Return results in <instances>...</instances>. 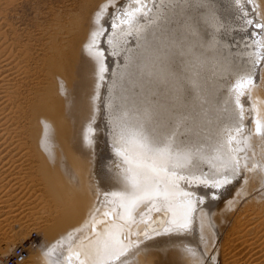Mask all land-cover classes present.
<instances>
[{
    "label": "bare ground",
    "instance_id": "6f19581e",
    "mask_svg": "<svg viewBox=\"0 0 264 264\" xmlns=\"http://www.w3.org/2000/svg\"><path fill=\"white\" fill-rule=\"evenodd\" d=\"M25 1L30 0H0V192L11 191L4 203L9 205L11 198L16 204V210H5L3 219L11 220V229L1 252L24 238L27 230L42 226L39 244L22 264H97L110 227L119 223L125 225L117 235L126 249L124 264H160L163 257L166 264H218L219 258L221 264H264V132L257 131L258 123L264 129V69L255 83L264 39L247 22L254 20L249 9L253 3L264 22V0H207L202 11L184 5L205 0H143L149 7H179H169L166 20L155 19L162 9L152 13L153 23L141 17L137 28L146 26L150 39L163 33L193 43L204 53L201 87L208 103L200 132L215 161L199 163L195 179L180 182L172 210H158L145 200L136 208L134 222L113 195L124 191L126 166L113 147L104 104L113 81L133 71L129 62L149 55L144 33L126 34L128 26L119 20L137 0H76L56 10H36L32 28L14 22V17L21 20L17 8ZM104 5L108 11L97 25L96 13ZM210 15L214 23L207 22ZM192 17L198 22V36L189 39L185 26ZM98 30L105 33L96 42L106 68L103 81L98 75L101 58L89 50L92 33ZM98 83L100 97L94 100ZM44 124L47 150L42 146ZM218 140L224 142L226 156L211 151L219 147ZM229 157L234 165L238 161L235 176L229 172L228 183L217 187ZM246 194L248 200L240 207L238 201ZM189 199L196 205L190 220ZM231 205L235 212L216 214ZM34 208H48L49 214L21 220ZM173 210L187 227L160 238ZM162 211L165 227L152 231L149 222Z\"/></svg>",
    "mask_w": 264,
    "mask_h": 264
},
{
    "label": "snow or ice",
    "instance_id": "6c2138e0",
    "mask_svg": "<svg viewBox=\"0 0 264 264\" xmlns=\"http://www.w3.org/2000/svg\"><path fill=\"white\" fill-rule=\"evenodd\" d=\"M169 7L175 8L179 5L173 3L170 6H158L153 3L149 7L143 0H137L136 6L124 11L119 17L120 24L128 26L126 34H131L132 31L144 33L143 39L148 46L149 55L129 62L133 71L113 81L104 104L111 125L113 147L126 166L122 176L124 191L113 195L117 197L119 207L124 209L133 222L136 208L145 200L154 206L158 205V210H172V198L180 190V182L188 180L189 177L195 179L194 173L199 163L208 162L214 165L215 161L200 132L204 116L202 110L208 103L201 87L205 70V62L201 59L203 51L193 43L186 44L163 33L159 38L152 34L150 39L146 26L137 28L141 17L153 23L152 13L158 9L163 11L158 12L155 19L166 20ZM184 7L189 11H202L208 4L205 0L199 5L186 3ZM107 11L108 5H104L96 13L97 25H102ZM207 22L214 23L215 17L210 15ZM247 22L255 23L254 20ZM197 26L195 17L190 18L185 26V35L189 39L198 36ZM112 27L116 29L118 25L113 23ZM256 27L264 31V24L257 23ZM119 31L123 33L125 29L120 27ZM103 35L105 33L102 30L94 31L89 45V50L96 51L101 58L98 72L100 81L104 80L106 68L102 61L103 53L96 49V42L97 37ZM100 86L98 83L94 100L100 97ZM44 128L42 146L47 150L48 125L44 124ZM236 131L239 132L238 127ZM257 131L264 132L259 123ZM231 142L232 136L229 133V146ZM217 143L219 147L211 151L222 157L226 156L224 142L218 140ZM223 164L224 170L219 173L223 179L215 181L217 187L221 183H228L229 172L235 176L238 161L234 165L229 157ZM184 195L191 196L190 193ZM195 207V202L189 199L186 210L189 220ZM124 226L114 223L110 227L109 239L102 246L101 258L97 264H124L123 255L126 249L121 247L120 240L117 239ZM186 227L184 219L178 217L173 210V218L165 231H179Z\"/></svg>",
    "mask_w": 264,
    "mask_h": 264
},
{
    "label": "rangeland",
    "instance_id": "374dc122",
    "mask_svg": "<svg viewBox=\"0 0 264 264\" xmlns=\"http://www.w3.org/2000/svg\"><path fill=\"white\" fill-rule=\"evenodd\" d=\"M69 2H73V3H76V0H30V1H25V2H23V3H21L20 4V6H18V8H17V11L19 12V13H21V20H17V19H15V17H14V22H19L20 24H21V26H23V27H26V28H32L31 26H32V24H34V20H35V16L37 15L36 14V10L39 12V13H41V12H44V11H47V10H49V9H52V10H56V9H59L62 5H64V4H67V3H69ZM254 4V6H252V7H249V9H250V11H251V13H253V17H255V18H253L252 17V19H254V21H255V23H253L252 24V28L250 27V29H253L254 28V30H258V36H259V38L260 39H264L263 37H264V31H262L260 28H257L256 27V24H257V22L258 23H261V24H264V22H263V20L261 19V18H259L258 17V10H257V4L256 3H253ZM254 7H256V8H254ZM252 9V10H251ZM253 11V12H252ZM254 12H256L255 14H254ZM256 19V20H255ZM259 29L261 30V31H259ZM259 33H261V34H259ZM256 35V34H255ZM261 35V36H260ZM256 37H257V35H256ZM262 37V38H261ZM262 47L264 48V43H263V45H262ZM84 49V48H83ZM84 52H85V49H84ZM261 56H260V58H259V68L260 69H257L256 70V72H255V77H256V75L258 74V80H257V82L255 81V83L256 84H258L259 82H260V80H261V70L262 69H264V54L261 52ZM261 59H262V61H261ZM260 62H261V64H260ZM261 65V66H260ZM263 65V66H262ZM249 124H250V122H249ZM7 180L6 179H4V180H2L1 182H6ZM9 186V184L7 185V187ZM6 187V188H7ZM7 194H9V193H11V191H7L6 192ZM7 194H5V191L4 192H0V259H1V257L3 256V255H5V254H8L9 253V251L11 250V248L14 246V245H16L17 243H20L21 241H23V240H26L27 239V237L29 236V234L32 232V231H35V232H37V234H38V236L39 237H41V232H42V226L41 227H39V228H31V229H29V230H27L26 231V233H25V236H24V238H20V239H16V240H14L13 242H12V245L7 249V251H5L4 252V254L2 253L3 252V240H4V236H5V234H9V232H10V229H11V227H10V221L11 220H9V219H3L4 218V216L6 215V212H5V210H8V208H9V210L10 209H12L13 208V210L15 209L16 210V204H14L15 202L14 201H11L12 199L10 198V201L8 202L9 203V205H12V207L10 206L9 207V205L8 204H6V203H4V201H6V199H7ZM12 194V193H11ZM248 194H246V195H243L241 198H240V200L238 201L239 202V205H240V207L241 206H243V204L246 202V200H248ZM181 198H183V197H181ZM14 199V198H13ZM15 200V199H14ZM13 203V204H12ZM17 203V202H16ZM19 203V202H18ZM17 203V204H18ZM15 205V206H14ZM14 206V207H13ZM40 208V207H39ZM39 208H37V209H33V211H31L30 213L29 212H26V213H24V215H22V217H21V220H26V219H28V218H35V217H39V218H44L45 219V217L49 214V209L48 208H46L45 210H43V209H39ZM17 210H20V209H18V207H17ZM236 211V207L233 205H231V206H229V207H223V208H220V210H218L217 212H216V214L217 215H220V214H225V213H231V212H235ZM27 216H28V218H27ZM24 218V219H23ZM26 218V219H25ZM3 220V221H2ZM6 221H8L7 223H6ZM167 221V220H166ZM166 221H165V223H166ZM3 222V223H2ZM165 223L161 226V228L160 229H158V230H162L164 227H165ZM228 225V223L226 224V226ZM6 227V228H5ZM163 227V228H162ZM4 228H5V230H4ZM3 229V230H2ZM44 230V229H43ZM224 230L225 229H223L222 231H220L219 232V235H218V237L219 238H217L218 239V241H217V239H216V241L217 242H220V240H222L221 238H222V235H223V233H224ZM167 232L168 231H166L165 233H162L163 234V236H160L159 235V237L160 238H162V237H168V235L166 236L165 234H167ZM170 232V231H169ZM161 234V235H162ZM3 235V236H2ZM158 237H156V239H157ZM158 240H159V238H158ZM215 241V243H213L212 245H211V247H210V250H209V252L205 255V253H203V255H205V257H207V256H209V254H210V252H212V250H213V248L216 246V242ZM2 251V252H1ZM163 253V252H162ZM211 256V255H210ZM213 256V255H212ZM213 259V258H212ZM158 260V259H157ZM163 260V261H162ZM213 261V260H212ZM159 262H160V264H162L163 262L165 263V261H164V257L163 258H161V260H159ZM163 263V264H164ZM166 264V263H165ZM218 264H221L220 263V258L218 259Z\"/></svg>",
    "mask_w": 264,
    "mask_h": 264
},
{
    "label": "built area",
    "instance_id": "2783aa9c",
    "mask_svg": "<svg viewBox=\"0 0 264 264\" xmlns=\"http://www.w3.org/2000/svg\"><path fill=\"white\" fill-rule=\"evenodd\" d=\"M39 244V236L36 232H31L26 241L15 245L11 252L3 259L5 264H22Z\"/></svg>",
    "mask_w": 264,
    "mask_h": 264
},
{
    "label": "water",
    "instance_id": "95a60500",
    "mask_svg": "<svg viewBox=\"0 0 264 264\" xmlns=\"http://www.w3.org/2000/svg\"><path fill=\"white\" fill-rule=\"evenodd\" d=\"M166 221V214L164 211L161 212V215L156 216L155 218H153L149 223L147 224V226L149 225V228L151 229H156L157 227H161L164 222ZM157 223V224H156ZM157 226V227H156Z\"/></svg>",
    "mask_w": 264,
    "mask_h": 264
}]
</instances>
